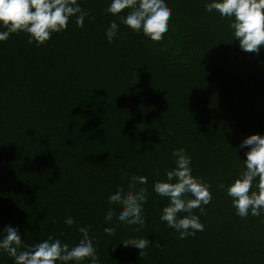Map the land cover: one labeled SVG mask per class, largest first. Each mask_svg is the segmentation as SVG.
<instances>
[{
	"label": "trees",
	"instance_id": "1",
	"mask_svg": "<svg viewBox=\"0 0 264 264\" xmlns=\"http://www.w3.org/2000/svg\"><path fill=\"white\" fill-rule=\"evenodd\" d=\"M168 2L159 41L120 22L128 9L107 13L110 0H77L83 27L70 18L43 44L23 31L0 41V230L18 227L25 245L52 236L72 246L86 226L99 264H264V214L239 217L219 188L243 168L241 141L264 134V49L241 50L209 0ZM179 148L212 193L204 214L193 210L204 230L185 239L160 220L169 201L153 191ZM133 173L147 177L136 185L148 193L138 232L108 201ZM131 236L149 239L143 255L120 243ZM0 264L14 261L0 251Z\"/></svg>",
	"mask_w": 264,
	"mask_h": 264
},
{
	"label": "clouds",
	"instance_id": "2",
	"mask_svg": "<svg viewBox=\"0 0 264 264\" xmlns=\"http://www.w3.org/2000/svg\"><path fill=\"white\" fill-rule=\"evenodd\" d=\"M120 22L134 32H142L151 40L159 41L169 28L172 8L168 0H110L107 13L118 15ZM207 12H218L228 18L233 39L239 41V48L244 52L259 55L264 49V0H209L205 4ZM88 15L77 0H0V41H5L12 33L26 32L28 43L43 44L52 33L66 30L70 18L83 27ZM119 25L110 22L105 32L109 43L117 36ZM247 149L244 153L243 168L231 183L219 184L231 198L236 215L241 218L261 216L264 214V134L247 135L238 146ZM236 149V148H234ZM237 152V149H236ZM174 167L166 170L164 180H156L153 191L166 197L169 203L163 207L160 220L169 228L175 229L181 239L194 236L203 231L204 225L193 210L199 209L204 214V207L212 200L211 185L203 177L193 175L192 158L185 149L172 151ZM137 184H147V177L133 173L128 180V188L118 187L108 196L110 204L118 203L121 207L117 219L128 225H137L139 231L146 223L143 205L147 202L145 188L136 189ZM180 213H186L181 217ZM113 209L105 214L106 221H112ZM64 223H75L72 217H66ZM115 227L109 224L104 232L111 236ZM81 238L72 246L59 238L49 236L47 239L31 245L23 244L18 227L10 224L0 230V251L6 252L14 264H99L97 249L89 228L80 226ZM123 246L139 249V255L150 245L148 238L131 236L120 242ZM115 245V244H114Z\"/></svg>",
	"mask_w": 264,
	"mask_h": 264
}]
</instances>
